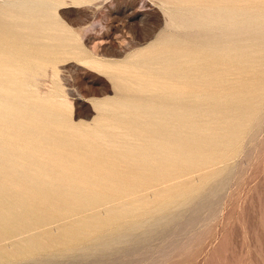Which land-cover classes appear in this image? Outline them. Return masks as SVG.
I'll use <instances>...</instances> for the list:
<instances>
[{
  "label": "rangeland",
  "instance_id": "1",
  "mask_svg": "<svg viewBox=\"0 0 264 264\" xmlns=\"http://www.w3.org/2000/svg\"><path fill=\"white\" fill-rule=\"evenodd\" d=\"M166 1H164V0H63V1L62 0H55L56 5L52 4L53 5L52 8L49 7L46 9V12H47V10H49V12H50V10L55 9V11L54 12L52 11L51 14H55V16L58 18V20L60 19L59 21L57 20L58 23H60V22L62 24L64 23L63 25L66 27V31H68L74 37L75 42L77 41L76 45L78 46V49L81 47L79 49L81 52L80 51L79 52L81 53L80 55H82V56L80 57V55H77L78 58H76L77 57L76 55L73 56V55H69V54L68 55L67 54H62V55L60 54L62 57L60 55L58 56L57 53H55L56 51H54V52L52 51L53 49L51 48V45L46 42L47 44L45 43L46 45L44 44V46L50 47L51 49H49V48L48 49L50 51H52L53 53H51L46 47L47 53L45 52L46 55H44V56H46L48 58V61H45L47 58L45 57V59L42 60L44 58L42 56L43 53L41 55L43 58H41V56L39 57V55L41 54V52H39V50L41 49L40 46L44 47L42 45L43 43L36 42L37 45L34 44V46L31 47V49L33 50V48H34L36 50V52H34V51L32 52V50L30 49V51L28 53L29 54L32 53L33 55H36V56L38 55V58L34 57L32 54H30V55L27 54V56H30V57H27V56L26 57L28 59H31V57L33 56V58L30 60L31 63L29 62L30 64H28V65L32 64L31 66H33V69L39 65H41V67L44 66V67H42V69H44L43 70L44 74L41 73L42 71H40L42 69L39 70L40 66L38 68L36 67L37 69H34V70H39L40 74L38 73L35 75L36 71L33 74L35 76H37L38 78H40L38 80L39 83H38V81H36L34 79L33 80L34 84L37 82V84H36L37 86L35 85V87H34V85H33L30 88V90L28 87H26V88L24 87L25 90L28 89V92L30 91V93L33 91L32 93H34L35 96L37 95V97H35L33 94L32 96H34V97L31 98V95H30V93L27 92V90H26V92H24L25 91L24 90L23 94L27 96V94H25V93H28V95H30V100L32 99L31 102H33L34 98H35V100H37V101L34 100L37 103L34 102V104L31 103V105L35 106L36 104H39V105L42 104V106L37 105L38 106L37 109L41 110V108L44 107L43 106V103H44L45 108H44V110L39 112V114H42L45 119L46 118L49 119L48 121L53 122L50 124H55L54 122H56V124L53 125V126H55V128H57L59 126L58 130H60V128H63V126H65V124H66L65 121H67V124H68L67 128L69 127L68 130H70L69 132L70 133L72 132V133L71 134L69 133V135H68L67 134L68 130L66 127H64V128H66L67 131L62 129L63 131L60 130L58 133V131L55 130V128H51L52 125L49 126L48 121L45 120L46 123L44 125H46L47 123H48V125L44 126L43 127L44 129H42V127H41L43 132L41 131V129H38V130H40L43 134L44 133L46 134V132H48L49 134L48 133L47 134L49 137L51 135V139L49 137H47V138L44 137L48 140V142H51V144H52V140L55 139L54 141H56L59 138V137H57L56 134H58V135L60 134L62 136V135H65V132H66L65 136H68V137L62 136L64 138L60 137L59 141L58 140L56 141L57 143L55 142V144H52L53 146L54 145L57 146L56 144H58V145L60 144L59 147L61 148V150L58 151L59 148L56 149L57 148L56 147L55 148L57 150L56 153H55L54 147L51 144H49L50 147L49 146L46 147V145H44V143L47 142L46 139H42L43 141L46 140V141H44V143L41 142L42 137L39 138L40 136L38 137V135H40L42 133L36 131L37 129H35L36 133H34V135H32V136L37 135L35 139H34V137H32L34 141H32L31 136L24 137L25 141H23V142L21 141V143L18 144L20 146L22 145V147L18 146L17 142H16L17 140H14L13 138H10V139H13L15 142L13 140H10V139L6 140V138H4V137H3L4 139L2 140L1 139L2 136L0 137V139L2 140V143L4 140H5L4 142H6V141L9 142V140L12 141V143H10V145L11 144L15 145L14 143H16L17 147L15 146L14 150L18 151V153L21 152L22 150H23L22 152L24 153V151H26V149L28 150V152L31 149L30 151L32 152V149H35L37 147L36 150H34L32 152V153H35L37 156H38V153H39L41 147L44 148L43 146H45V149H48L49 151H51L50 148L52 147L53 151L50 153H49V151L47 153V150L44 149V151H46V154L44 151H42L43 156L40 155L42 153L40 151L39 155L41 157H39V156L38 157L40 158L42 163L39 160V158H36L38 160L37 163L40 162V164H38L40 166H35V168H38L37 170H40L41 174H43V171H44V170L41 171L43 169L42 167H44V169H45V168H47L46 166H50V165L55 166L56 162L54 160H52V158H51V155H54V154H55V156H58V155L60 156V153H61L63 155H66L67 157L70 156V154H71V156L68 158L73 157L71 159H68L65 156V158H66L65 162L67 165H65V162L63 163V161H61V163L57 162L59 164V166L60 165L64 166V167L60 166V168L55 167L56 169L58 168L57 170L59 171V172L57 171V173H58L57 175H59V174L61 175V173H62L61 171H63L64 168H65L64 171L66 169H68L67 168L68 166H70L71 170L74 169V167L77 168V166L78 165L79 166L77 169H74L75 170V171H73L74 175L71 173V175H73L74 177L70 176V175L67 176L69 173L66 174L65 173L66 171L65 172L63 171L66 174V175H64L62 173L63 176H65V178L68 177L67 179L70 182L65 179L66 181L64 180L63 183L61 182L63 185L60 183L61 185L55 184L54 187L52 186V188H54V190L50 186V185H54L52 183L53 180L52 181L48 180V181H50L49 183H48V181H46L47 180L46 178H48V177L44 178V179H46L44 181L47 182L46 186H44L45 183L43 181H42V184L43 183L44 184L43 185L41 184L42 189L44 187H46V190H48L46 192L44 191V193H43V190L45 188L43 190H41V188L38 187L37 183H35V184H34V182L31 183L30 185H31L32 189L29 188L31 191L28 189L29 190L28 192L29 193L31 192L30 196H32V197H30V200L33 199V200H35V202L33 200L29 201L28 198H24L23 196H20L21 193L20 194L17 193V192H19V191H17V189L10 188L13 191H15V193L18 196L14 192H12V190H10V189L8 190L9 185L5 187V186H2L0 184V187L6 188V190L4 188L5 192H7L6 194H8L9 191H11L10 192L11 195H13V197H15V199H14L9 194L8 195L11 197L4 195L5 194V193H3L4 190H2L3 191L2 192L1 188H0V193L1 194L3 193L2 194L3 197H1V194H0V212L5 209V212L2 211L0 213V214L3 213L2 215H0V218H1V220H0V264H264V104L263 105L260 104V105H258L259 107L257 106L258 108L257 107L255 108V111H256L255 115L252 117H249L250 119H248L246 117H245L246 118L245 119L244 116H242V117L239 116V118H243L242 120L245 119L244 122L242 120H240L242 123L238 120V118L236 119L238 121V123L235 121L236 122L235 125L238 124L237 126L240 127L241 130L244 132H241L239 130V128L236 126L238 131H236L237 129H235L234 132H237L236 136L240 134L239 135L240 137L237 136V138H238V139L236 138L237 141L234 140V142L232 141L231 143L228 141L229 145H228V143L223 144V142H227V140H226V139H228L227 136H229L231 134V133L230 134H228V133L231 132L230 130L233 129V128L231 129L230 127H233V126L228 125V127H225V126H227V123L223 122L226 125H224V124L221 125L223 119L220 120V126L217 125V128L218 127L219 128H218V130L216 128V131L220 135L223 131L222 134L225 135L227 133V136L225 137L226 139L223 138L225 140L222 139V141L219 143V145L216 148V150L218 149V151L215 150V154L211 158H210V155L203 154L204 156L202 155V157H206V158H200V157L197 158L199 160L198 161L199 164H198L197 161H195V159H192V157L185 155V154L175 153V157H174V155L173 156L170 155V165H171V162L173 163L175 161L173 163V166L176 167L175 168L173 166H170V168H173V171H172V169H170L171 173H170V177L168 178V179H170L169 180L170 185L168 184L166 186V184H162L160 182H153L154 185L156 183L155 186H157V183L160 184V185L158 184V186L155 187V186H153V183L151 185V181L148 179V182L150 181L149 184L152 187L151 189H150V186H148L149 184H147V182H145V180H142V182L144 181L145 183H141V181H140L141 176H137L138 174L140 175L142 172H143L142 173L143 175L142 174L141 175L143 178H146L145 175L149 176L147 174V171H148L147 167L144 166L142 168V166H139V165L135 166L136 164L134 165L135 159H138L140 157L139 154L144 153V150L142 149V148H144V146H143L144 143H142V140L139 138L138 139L136 138V141L138 140V142H139V144L137 143L138 145L136 143H134L135 140H134V142H132L133 140H131V142L134 143V144H131L132 148H133V145L134 146L137 145L138 148L135 147L134 149H132V148H130V144H129V147L127 149L126 148L127 146H125V145H128L127 143H129L130 141H128V139H126L122 136V135H124L125 132L120 131L121 133L118 132L119 133L118 135L115 133L117 135L116 136V135H114V133H112L111 130L105 129V130L101 131L103 129L101 127V125L103 126V124H101L100 122H98V123H100L99 125H100L101 129L97 125L98 124L97 121H99L102 117H103V119H101L102 121L101 120L100 121L104 122L103 121V120H105L104 116H106V117L108 116V118H109V114L111 116V114L114 112L113 110L115 109V106L118 104L117 101L121 102V99L124 97L121 98L120 94L119 93H118L119 95L117 94L118 91L114 85V83L116 82V81H114L115 76H113L115 72H112L113 74L110 76V75H108L109 73L106 74L107 70H106V72L102 70L103 71L102 72L100 70L102 68H100L99 66L98 67L100 69H98V67L95 64H94V67L96 66V68L91 66V65H93L91 62L95 61V63H96L99 61H101V62L102 61H106V62L108 61L109 63L110 62L112 63L114 61L113 63H115V62L118 63L120 61L119 63L121 64V61H123L122 63H124L125 65L124 64H121V65L122 66L124 65L126 69H124V67H123L122 71L124 70L126 72L122 73V74L120 73V75H123L125 77L127 75L128 77H126V79H128L130 81L131 80L130 78L135 79V77L133 78V76H132L133 72L135 70L134 69L135 65H133L131 58L134 57V55H135L134 53H136V50H139L140 48L143 49L146 47L145 48V51H146L147 49H150L148 47L153 46V44H155V46H156V44L159 45L160 41L165 36H168L170 34L172 35L171 37H174L175 35L177 37L179 35L177 37L178 39H180L182 37L181 39L185 38L186 40H190V39H188V37H185L183 35V31H184L183 29L181 30V29L177 28V26L180 24L178 22L177 18H175L176 17L175 13H177V10L174 8H171L169 5H167ZM254 1H256V0H254ZM3 3H5V1L0 0V5L2 4L1 6H4ZM173 20L175 22L177 21V23H178L176 25L174 24L177 29L174 28L175 26L173 25V23H172V25L170 24L171 22H174ZM62 24H61V27H62ZM62 29H65V28H62ZM164 39H166V37ZM185 39H183V40L185 41ZM165 41L162 40L163 43ZM39 44H41V45H39ZM52 46H53V44H52ZM77 46H75V47H77ZM17 47L19 48V46H17ZM17 47H16V49L18 50ZM37 47H39L40 49H38ZM141 49H140V51L144 50V49L143 50H141ZM191 49L192 48L190 47V51H191ZM199 49L200 48L192 49L193 50L192 52H194L195 50L197 51ZM83 50H85V51H83ZM134 50H135V52H134ZM48 51H49V53H48ZM199 51H201V53H202V50H199ZM204 51H206V50H204ZM82 52L87 56H85ZM137 52H139V51H137ZM206 52L203 54H206ZM197 53L198 52H196V54ZM218 53L219 52L216 51V55L219 56ZM47 54H49V55L47 56ZM203 54L196 55V56H198V57L200 56L201 62H200V59L197 58V59H199L198 63L200 62V64H202L204 66V64L208 63V62L203 61L204 59H206L204 56H208L209 52L204 56H203ZM194 55H195V53H194ZM86 57L88 60L86 59ZM220 57H222V58L219 59L217 57L218 60L216 59V57L214 58L217 66L212 67L211 64L208 63L207 65L204 66V68L205 67L207 68L210 65L209 66L210 69L207 68V70L210 72L212 71L214 73V70H215V72H217L216 70H221L220 72H218L220 75L221 74L222 75L223 74H229L227 71L228 69H226L227 66L224 64L225 58H223V55H221V54H220ZM39 58L41 61H45L46 64L44 62H41L40 60H39L40 61L39 62L37 60ZM89 58L92 59L93 61L91 60L89 62ZM35 59H36V61H38V65H36L37 62L35 61ZM54 59H56V60H54ZM81 59H82V61H81ZM197 59L195 57V60H197ZM49 60H52V61H49ZM125 60H127V61L125 62ZM220 61H222L221 64H219ZM87 62H89L90 64ZM106 62H103V63H106ZM42 63H44L45 65L44 64L42 65ZM126 63L129 64L128 71H127L128 64H126ZM153 64H155V63H153ZM222 64L225 66H223ZM16 65H19V64H16ZM131 65H132L133 69L130 68ZM136 65H137V63H136ZM219 65H221L223 67H221ZM24 66H27L26 63ZM216 67L219 69H217ZM233 67H235L237 70L234 69ZM233 67L232 68L235 71V73H234V71L231 72L232 76H231V74H230V76L229 75L223 76L224 77V86H226V85L229 86V87H225V93L223 96L226 98V100L229 99V97H231L232 95L235 97L236 94H238L239 92H240L239 93L240 95H242V94L246 95L247 93H249L247 91H249L251 89H252L251 91L253 93L250 92L251 93L250 96H252V97L255 96L254 98H257L259 95L262 94L261 93L262 91L261 92L259 91L260 90L259 87L255 88V86L261 87L262 83L264 84V79H263L264 74L262 75V72L256 73V72H254V70L253 71L248 70V73H246L247 70L244 67H242V70L244 72H241L242 70H241V66H239V64H237V65L233 64ZM29 68H30V66H28L25 69H23V67H22L21 70H28ZM232 68H231V71H232ZM33 69L28 70V72L30 71L29 73L32 74L31 72L34 71ZM224 69H226V70H224ZM129 70L130 71L132 70L133 72L132 71L130 72ZM238 70H239V72L237 73L236 71H238ZM149 71H151V70H149ZM226 71H227V73H226ZM108 72H110V71H108ZM129 72L132 73V75ZM250 72H251V74H250ZM211 73H209V74H211ZM236 73L239 76H237ZM117 74L118 73H116V75ZM258 74H260L261 76ZM120 75L118 77L121 78L122 76H120ZM186 75H187V73L185 75H183V77H186V79H187L188 75L187 76ZM191 76H192V74H190L189 78H191ZM235 76L237 78H235ZM262 76H263V78H261ZM112 77H114L113 78L114 80L111 79ZM253 77H255V78H253ZM257 77H259L261 80L263 79V81H261L260 79H257ZM229 78L230 79L233 78L231 80V82H229L230 81ZM250 79H252L253 81ZM227 80H229V81H227ZM210 81H208L207 90L210 89L211 91L210 90L203 91V94H205V95L201 94L202 97L203 96L205 97L204 99L206 101L208 99H210V98H208V99L206 98L208 95H209V97H216V96H222L223 95L222 91H220V92H222L221 93L222 95H219L220 93H214L213 92V90L211 88L214 89L217 86H219V84L214 83L212 81L210 82ZM243 81H244L245 85H242ZM248 81L249 82L255 81L256 85L252 86V85H254V83L253 84L250 83L251 85H249ZM258 82H259V85H258ZM191 83H189V81L185 82L184 86H186V84H187L186 88H188V89H186V91H184V92H188V91L190 92L191 86L194 88L196 87L195 89L199 88V86H196L197 84H195V86H193L194 83H192V84ZM226 83H228V84H226ZM238 83L241 84L242 89L244 87V92L246 90V93H244L240 90V87H239L240 85ZM189 84L191 85L190 90H189ZM231 84L234 87L230 86ZM246 84L253 87V88L248 87ZM237 85H239V86H237ZM246 86L249 88V90L245 89ZM59 87H61V88H59ZM235 87H237V88H235ZM11 88H14V87L11 86ZM32 88L33 89L36 88L35 89L36 92ZM58 88H59V90H58ZM194 88H192L193 92L192 91L190 93L188 92L191 96L188 95V93L182 94L183 91L181 93L182 95H179L180 96L179 98H181V96L185 97V94L187 95L185 98L184 97L181 98V101H180L181 103L183 102L186 105H183V103H182V105H180L181 104L179 102L180 99L177 101V104L179 103L178 108L179 107L182 108V106H183V108H182L183 110L179 108L180 115L178 112V114H177L178 116H175L176 115L175 113L178 111L177 107L175 109L172 108L173 112L170 111L173 115L175 114L174 116H172L170 113V116H172V119L170 117V121H171L170 122V133H173L175 130L186 128L184 130L182 129V131L184 132L187 130L188 132H190L189 134H191L193 136L195 135L196 138L198 139L197 136L198 135L201 136L200 131L202 133H204V131H205V133H206V131L210 132V130L213 126V125L211 127L207 126V128H206V125L212 124L210 119H213V118L207 117L208 113L204 114L202 111H200V114H199V110H200L199 108H201L200 105L203 104L202 107H203L204 112H206L207 109L209 110V106H208V108L206 107L207 105L212 104L211 107H213V108H214L213 105H215V108H217V109H214V110H217V113H220L218 110L224 109L222 107L225 106V104H227V102L225 101V99H221L219 101V105L222 104L223 100H224V102H226L225 104L223 102V104L221 106H216V104L218 102L217 101L216 102L211 101L213 99L209 100L208 102H206L203 99L204 100V102H203V100H201L199 92H197L198 90H194ZM257 88H259V90ZM230 89L233 92L232 91L230 92ZM255 89H257V90H255ZM14 90H16V89L14 88ZM62 90L64 91V93ZM209 91L214 93V95L215 94L216 95L210 96L212 94L211 93L209 94ZM257 91H259L260 93ZM204 92H206V93H204ZM193 93L194 94L196 93V95H197L196 98L194 97ZM200 93H202V92L200 91ZM60 94H61V96H60ZM64 94L66 96H64ZM192 95H193V97H192ZM256 95H258V96L256 97ZM55 97H56V99H55ZM188 98H190V99L188 100ZM40 100H43V102L41 101L42 102L41 104L39 102ZM48 100L50 101V103ZM108 101H110V102H108ZM124 101H125V99L123 100V102ZM46 102H47V104H46ZM67 102L68 103L71 102L69 104V106H66ZM97 102L100 103V105L104 104V102H105V104L107 103V105L109 103H112V104H110V106H113V104L115 102L116 103L114 104L115 106L111 107V108H110V106L107 107L105 104H104L105 106L102 105L101 108H103V106H104V108H107L106 111L105 110L102 111L101 109L98 110L99 106L97 105L98 104ZM125 102H127V101H125ZM134 102H136V103L134 104ZM134 102L128 101L126 104L132 105V106L134 104V106H135L137 104V101H134ZM138 103H140V104H137L136 106L141 105L140 109L147 108L150 110V108H152V109H154V111L160 110V108H158L154 105H147L146 103H144V101H142V104L140 101H138ZM48 104H50L52 107ZM56 104H58V105H56ZM29 105H30V103H29ZM54 105H55L54 108L57 110L53 109ZM204 105H206L205 110H204ZM191 106H193V107H191ZM39 107H41V108H39ZM186 107L188 110L184 109ZM48 108H49V112L51 110L53 111V112H50L52 117L50 114H47V113L45 115V112L46 111L48 112ZM64 108H66V109H64ZM68 108L70 109V111ZM110 109H113V110H111V112H109ZM58 110H60L61 112L63 111L62 113L61 112L59 113L60 116L58 114V112H59ZM174 110H176V112H174ZM185 110L187 111V113H184ZM201 110H202V108H201ZM43 111H45V112L42 113ZM107 112H108V114H107ZM221 112H222V110H221ZM56 113H57V115H56ZM201 113L206 115L207 118L206 117H205L206 119L203 118L204 115L202 116ZM256 113L258 116L256 115ZM62 114H67V115L64 116ZM184 114H186L187 117L185 115V118L182 120V117H184ZM189 114H190V116L188 117ZM191 114H192V116H191ZM42 115H40L39 117H41ZM55 115H56V117H55ZM48 116H49V118H48ZM70 116H71V118H70ZM100 116H102V117H100ZM44 118H41V119L43 120ZM50 118H52V119H50ZM61 118H64V119L66 118V119L64 120ZM111 118L112 117H110L109 119L111 120ZM187 119H189V120H187ZM201 119H203V120H201ZM53 120H55V121H53ZM140 120H142V118H140ZM43 121L42 122L39 121L42 124V126L44 123ZM60 121H62V122L64 121L63 125L57 124ZM70 121H72V122H70ZM105 121H108V120H105ZM198 121H200L199 123L202 126H204V124L206 122H208V123L210 122V123L205 124L204 128H206V129L204 130V128L202 126H199L200 124L198 123ZM62 122H60V123H62ZM195 122H197L199 124V125L197 124V127H196ZM212 122H213V120H212ZM239 122L241 123V125L239 124ZM139 123H142V121H140ZM175 123H177V124H175ZM179 123H180V125L178 128L177 126ZM181 123H183V124H181ZM174 124L176 125V127ZM69 125H71V127ZM235 125H234V127H235ZM243 125L245 127H243ZM96 126H98V128ZM140 127L143 128V126H140ZM201 127L203 128V130L201 129ZM47 128H48V130H47ZM70 128H72V129H70ZM76 128H77V130H76ZM86 128H87V130H86ZM95 128L97 130L99 129L102 133L104 132V134L106 136L107 135L110 136L107 139L109 141L108 143H110V142L115 143L116 141L117 142L119 141L120 142L119 147H121V148H119V147L114 148L115 146L112 148L111 145H109L105 142H101L100 140H97L98 139L97 137H96L97 139L93 140L94 136H95L94 134H96L94 132H97V130H95ZM187 128H189L190 130ZM195 128H196V132H195ZM197 128L200 130H198ZM220 128L221 129L223 128V129L221 130ZM244 128L246 131L244 130ZM83 129H85V130L83 131ZM191 129H192V131H191ZM51 130L52 131L54 130V132L52 134H51ZM73 130L74 131L76 130V133L77 132L78 133L76 134ZM91 130H95V131L91 132ZM145 130L146 129L143 128L139 131L145 132ZM197 130L199 131L198 135H197ZM44 131H46V132H44ZM81 131H83L88 138L84 139L86 136L84 135L83 132L81 133ZM87 131H89V132H87ZM179 131H175V132H177L176 135H178ZM187 131L185 133H187ZM224 131L226 133H224ZM55 132H56V134H55ZM122 132H123V134H122ZM183 132L180 131V134L181 135L185 134ZM194 132H195V134H194ZM87 133H89V135H87ZM91 133H93V134L91 135ZM53 134H54V136H52ZM120 134H121V136H120ZM78 135H82V137L78 136ZM90 135H91V137H89ZM224 135L219 136V137L222 138V137H224ZM37 137L39 138V141L41 140L40 142L37 141L38 140ZM71 137H73V138L70 139ZM115 137H117V139ZM135 137H138V135H136ZM25 138H27L29 141H27V139H25ZM30 138H31L32 142H30ZM61 138L63 140L65 139L64 143L61 142ZM67 138H68V141H67ZM110 138H111V140H110ZM144 138L150 139L148 137V135H145ZM90 139H91V141H93V143L91 141H87ZM20 140H22V138ZM76 140H78V142H82V141L83 142L81 144H79ZM84 140H85V142H84ZM107 140H106V142H107ZM240 140H241V142H240ZM36 141L40 144L39 145H38V143L36 144L35 143ZM71 141H73V144L75 141L78 144V145L74 144V145H76V146H73L74 149L71 145L72 144ZM86 141L88 142V144ZM97 141H98V143H97ZM144 141H147V140L144 139ZM19 142L20 141L18 140V143ZM58 142H60V143H58ZM233 143H235V144L233 145ZM63 144H65V146H64L65 149L64 148L62 149L63 146H61V145H63ZM121 144H122V146H121ZM123 144H125V145H123ZM140 144H141V146H139ZM0 145L3 146V144H1V143H0ZM13 145H11V146L13 147ZM23 145H25L24 147L26 149L23 148ZM220 145H222V146H220ZM32 146H34V147L36 146V147L33 148ZM77 146H78V148H76ZM89 146L93 147V148L95 147L94 148L95 150L93 148H89V150H90L89 151L88 150ZM102 146L105 148H101ZM225 146L227 147L228 152L226 151ZM228 146H229V148H228ZM231 146H233V147H231ZM96 147H98V148L96 149ZM99 147L101 148V150ZM220 147L223 149H221ZM66 148H68V150ZM107 148H109V150ZM124 148H126L127 150H125ZM110 149H112L113 151H111ZM123 149H124V154H123ZM131 149L133 151H131ZM141 149H142V151H141ZM41 150H43V149H41ZM114 150H116V151H114ZM76 151L78 152V155L76 154L77 153ZM99 151H100V155L97 154ZM106 151H107V153H105ZM118 151H120V152L118 153ZM92 152H94V153H92ZM109 152H110L111 156H110ZM128 152L129 153L131 152L132 154L130 153L129 155H127ZM73 153H75L76 155ZM88 153H90V154L88 155ZM219 153H221V154L219 155ZM26 154H28L27 151L25 152L24 155L26 156ZM47 154H48V156H47ZM72 154L75 156H78V158H76ZM86 154H87V156H85ZM107 154H108V156H110V158L106 157ZM122 154L124 155L125 159H121ZM135 154L136 155L138 154V155L136 156ZM63 155L59 158L62 159ZM100 156H101V158H100ZM102 156L103 157L105 156L103 161H102V158H103ZM117 156H118L117 161L119 160L120 163H122L125 168H126V166H128L126 169L123 167V165L119 164V162L112 165L113 162L114 163L116 162V159H114V158H117ZM130 156L133 159L131 158V160L129 161ZM86 157L87 158L89 157L88 158L89 161H86V160H88V159H85ZM95 157H98V159H96ZM119 157H121V158H119ZM188 157H190V158H188ZM213 157L217 158V159L220 157V160L216 159L217 160L216 161ZM91 158H92V160H91ZM105 158H106L107 163L104 162ZM176 158H177V161H176ZM179 158H180V160H179ZM93 159H96L97 161L93 160ZM183 159H184V164L182 161ZM202 159H204V162L200 163V162H202ZM208 159L210 161L212 160L211 161L212 163H210V161H208ZM46 160L49 161L50 163H52V162L53 163L55 162V163L50 164ZM110 160H112V161H110ZM187 160L189 163H187ZM213 160H215V161L213 162ZM93 161H96V162L93 163ZM125 161H127V163ZM46 162L49 165L46 164V166H45L44 164ZM84 162H85V164H84ZM100 162L102 164L106 163L107 166L108 165L110 166V168L106 166L107 170H105L106 168L100 169V170L104 169L105 172L107 171V173H109L108 169L110 172H111V170H113L111 174H113L114 170H115V172H116L115 176L117 175V177H118L119 176L118 174L122 171L120 175H124L123 180L120 181L122 179V177L120 176L121 178L119 177L120 179H118V182H119L118 183L116 180V177L113 174V177L116 180V182H115L114 180H112L114 178H109V177L105 176L108 174L103 172L104 170H102L103 175L105 174L104 179H103L104 182H103V180H101L102 178H100L101 175L99 176L100 179L98 177L95 178L94 177L95 174H99V172H100V174H102L101 171H99V172L94 171L95 168H96V170H99L98 167L102 166V164H100ZM108 162H111V163L109 164ZM185 162H186V165L188 164L187 166L185 165ZM81 163H82V165H80ZM178 163L181 167L178 166ZM17 164H18L17 162L12 161L11 165L10 164L9 165L11 167H13V165L16 166ZM42 164H43V166H42ZM58 164H56V166ZM97 164L99 166H96ZM104 164H103V167H104ZM117 164H119L121 167H119ZM175 164H177V165H175ZM33 165H34V163H33ZM90 165H92V166H90ZM199 165H201V166H199ZM10 166L8 167V169L10 168ZM82 166H84V167H82ZM111 166H114L115 168H113ZM177 166H178V168H177ZM39 167L42 169H40ZM79 167L83 170H86L85 171L86 173L82 170H81L82 173L81 172L79 173V171H80ZM88 167H90V168H88ZM93 167H94V169H93ZM129 167L132 169H130ZM140 167L142 168V170L140 169ZM181 168H183V169H181ZM78 169H79V171H77ZM133 169H134V171H133ZM174 169H176V170L180 169L183 171L178 170V173H177V171ZM46 170L47 169H45V172H46ZM123 170H125V171H123ZM126 170H128V171H126ZM145 171H146V173H144ZM75 172H76L77 176L75 175ZM90 172H93V173L91 174ZM174 173H175V175H173ZM79 174H82V178H83V176H84V178L87 177L86 178L87 180L85 181L84 178H83L84 180H81V175H79ZM130 175H132L133 177ZM171 175H172V177H171ZM95 176H98V175H95ZM71 177H73V178H71ZM18 178H20V177H18ZM18 178H16L17 180L15 181V183H16V185L21 186V184H19V182H21V178L20 179H18ZM136 178L139 179V183L138 182L135 183V180L138 181ZM143 178H141V179H143ZM50 179H52V178H50ZM71 179L72 180L75 179V181L73 180L74 181L73 182V181H71ZM78 179H79V181H78ZM97 179L100 182H98ZM105 179H107L106 184L108 183L110 188H111V186L113 188V184H111V183H113L112 181H114L115 182L114 184H116V186L114 185V187H116L115 188L116 190L113 189V192H112V188L111 189L108 188V185L105 184V181H106ZM88 180H92V182H90ZM126 180H128V181L126 182ZM23 181H25V180L22 179V184L24 185L25 183ZM101 181H102V183H101ZM123 182H126L127 185H129V186H126V183L123 184ZM98 183H99V185L96 187V185ZM120 183H122V185ZM65 184H68V186ZM72 184H74V186H72ZM91 184H93V185H91ZM103 184H105V185H103ZM117 184H120L121 186L125 185L126 187L125 186H123V187H125L126 190H121L123 187H121L120 185H117ZM133 184H135V186H136L135 188H134ZM140 184H142L143 186L147 185L148 189L147 188H141L142 185L140 186ZM30 185H28L27 187H30ZM34 185L37 186L38 188H40V190L39 189L36 190L37 187H34ZM47 185H49V186H47ZM57 185H59L60 188ZM82 185H86V186H82ZM131 185L133 188L131 187ZM56 186H57V188H56ZM75 186H77V187H75ZM119 186L121 188L118 189L117 187H119ZM33 187L35 188L37 193ZM68 187H69V189H68ZM78 187H80V189ZM92 187H94V188H92ZM127 187H129L130 189L132 188L131 189L132 191L128 190L129 188H127ZM137 187L138 188L140 187L141 189L139 188L137 191ZM153 187L156 189L154 190ZM61 188H63V190ZM72 188H73V190H72ZM88 188H90V190ZM95 188H96V190H98L97 192H95V190H94ZM102 188H103V190H100ZM87 189L90 191L89 193H88ZM70 190H72L73 192ZM120 190L123 192H120ZM181 190L182 191L185 190V192H182ZM92 191H94L96 194L91 193ZM114 191H116V193H114ZM126 191L129 194L130 193H135V194H131V196H128L129 194H127ZM134 191H136V192H134ZM166 191L169 193H167ZM178 191H180V194ZM57 192H58V194H57ZM80 192H81V194H80ZM106 192L111 193L112 195L110 196V194H109L108 196H106L107 195ZM38 193H40V194H38ZM42 193L43 194L48 193V195H43ZM86 193H87V195L88 194L91 195V197L87 196ZM119 193H121L124 196H121ZM162 193H163V195H162ZM60 194L62 197L60 196ZM77 194H79V197ZM101 194H104L105 196L102 197ZM114 194L116 195V197ZM177 194H178V197H176ZM34 195H35V197H33ZM52 195H53V197H51ZM5 196H7V197H5ZM47 196H49V197H47ZM69 196H71L72 198ZM86 196H87V198H91V200L90 199L85 200ZM165 196H166V198H165ZM170 196H172V197H170ZM98 197H100V198H98ZM101 197L104 200L101 199ZM108 197H111V198H108ZM112 197H114V198H112ZM77 198H78V200H77ZM169 198H170V200L168 201ZM171 198H172V200H171ZM19 199H21L23 202L20 203L21 200H19ZM69 199H71V200L69 201ZM72 199H73V201H72ZM100 199L103 201L100 202ZM106 199H109V200H106ZM174 199L176 201H178V200L179 201L175 202ZM24 200L27 203H29L28 205L26 204V206H28V207L25 206L26 202ZM164 200H165V202H163ZM173 200H174V202L172 204ZM54 201H55V203H54ZM65 201H66V203H65ZM14 202H16V203H14ZM39 202L41 205L39 204ZM48 202H50V203H48ZM72 202H74V203H72ZM76 202L79 204H77ZM90 202H93V203L89 204ZM34 203H38V204L35 205ZM9 204H11V205H9ZM22 204H24L23 208L21 207ZM80 204H81V206H80ZM82 204H84V205H82ZM168 204H170V206ZM19 205H20V207H19ZM39 205H40V207H39ZM54 205H55V207H54ZM6 206H8V207H6ZM13 207L18 208V209L21 208V209H19V211H17L18 209L13 210L14 209ZM6 208H8V209L11 208V211H10V209L7 210ZM27 208H28V210H27L28 212L25 211ZM40 208H41V210H40L41 212L42 211H45V212H42V214H41V212L39 211ZM70 208H72V209H70ZM23 209H25V210L23 212H21ZM33 209L36 213L33 211ZM13 211L15 212V215H14ZM29 211H30V213L32 212L33 214L31 213L29 215ZM53 211H55L54 212V213H56L55 215H53L54 214ZM125 211L127 213H125ZM24 212H25V214H23V216H22V213H24ZM121 212H122V214H125V215H122ZM5 214L7 217H4ZM8 214H9V216H8ZM11 214H12V216H10ZM16 214H18V215H16ZM117 215H120V216H117ZM163 215H165V216H163ZM19 216H20V218H18ZM27 217H28V220H27ZM32 218L33 219L35 218L34 221L32 220ZM5 219H7L8 221L10 219L11 223L9 221V224H8L7 222H5L6 221ZM29 219H30V221H29ZM2 220H4L3 221L4 223L1 222ZM160 220H161L162 224H163V221L165 220L164 221L165 224L160 226V224H161ZM191 220H193V221H191ZM26 221H27V224H26ZM152 224H154V225L152 226ZM28 225L30 227H28ZM135 226H136V228H135ZM2 227H5V228H2ZM15 227L17 228V230ZM153 227H154V229H152ZM161 227H162V229H161ZM168 227H170V228L168 229ZM20 228H22V229H20ZM82 228H84V229L87 228V229L83 230ZM158 229H159V232L158 231L156 232L155 230H158ZM1 230H2V233H1ZM147 233H148V235H147ZM149 235H150V238H149ZM133 236L135 238H133ZM131 238H133V239L137 238V239L134 241V240H131ZM138 238H139V240H138ZM146 238H149V239H146ZM110 239H111V241H113L112 239H114L115 241H113V244L105 247L104 244L111 242ZM140 240L141 241L143 240L144 242L143 241L141 242ZM122 242H124V243H122ZM128 242H129V244H128ZM141 245H142V247H140ZM104 250H106V251H104ZM116 251H117V253H115ZM118 252H120V253H118Z\"/></svg>",
  "mask_w": 264,
  "mask_h": 264
},
{
  "label": "bare ground",
  "instance_id": "2",
  "mask_svg": "<svg viewBox=\"0 0 264 264\" xmlns=\"http://www.w3.org/2000/svg\"><path fill=\"white\" fill-rule=\"evenodd\" d=\"M5 1V3H3L4 4V6H1L0 5V137H1V139L3 140L4 138H6V140H8V139H10V138H13L14 140H17L16 142H17V145L18 144H20L21 143V141L23 142V141H25L24 140V137H29V136H31V138L32 137H34V139L36 138V136H32V135H34V133H36V131H38V132H40V133H42L43 131H42V129H44L43 127L44 126H46V125H48V123H49V126L50 125H52V127L51 128H55V126H53V125H55L56 124V122H54L55 124H50V123H53V122H50V121H48L49 119H45L44 117H43V115L42 114H39V112H41L42 110H44V108H45V105H44V103H43V106L44 107H39V108H41V110L40 109H37L38 108V106L37 105H39V104H36L35 106H33V105H31V103H33L34 104V102L35 101H37V100H35V98L33 99V102H31V100H30V95H31V98L32 97H34L35 96V94L34 93H30V91L28 92V89H26L27 90V92L28 93H30V95H28V93H25V94H27V96L26 95H24L23 94V91L25 90V88L26 87H28L29 88V90H30V88L34 85V87H35V85L37 84V82L34 84V79L36 80V81H38L40 78H38L37 76H35L36 74H38L39 73V70L40 69H42V67H44V66H42L41 67V65H39V66H36L37 68L39 67V70H34V69H37L36 67L33 69V66H31V65H28V64H30L31 63V59L33 58V56L34 57H36V58H38V55L36 56V55H33L32 53H30V54H32L31 56V59H28L27 57H30V56H27V54H29L28 52L30 51V49H31V47H33L34 46V44H36V42H41V43H43L42 45L44 46V44L47 42V43H49L50 45H51V48L53 49L52 51L54 52V51H56L55 53H57V55L59 56L60 54L62 55V54H69V55H80L81 53V51L78 49V46L76 45V42H75V39H74V37L68 32V31H66V27L62 24V27H61V24L60 23H58V21L60 20H58V18L55 16V14H51L52 13V11L54 12L55 11V9L54 10H50V12H49V10H47V12H46V9L47 8H49V7H51L52 8V4H55L56 2H55V0H4ZM63 1V0H62ZM164 1H166V0H164ZM166 4L167 5H169L171 8H174V9H176L177 10V13H175L176 14V17L175 18H177V20H178V22L181 24H179L178 26H177V28L178 29H183L184 31H183V35L185 36V37H188V39H190V40H186L185 38H183V39H185V41L183 40V39H178L177 37L179 36H177L176 37V35L174 36V37H171L172 35L170 34V35H168V36H165L166 37V39H162V40H166L164 43L162 42V40L160 41V43H159V45H157L156 44V46H155V44H153V46H151V47H148V48H150V49H147L146 51H145V48H143V49H141V50H143V51H140V49L139 50H136V53H134L135 55H134V57L133 58H131L132 60V63H133V65H135V70H134V72H133V75H132V73H130L132 76H133V78L135 77V79H132V78H130L131 80L129 81L128 79H126V77H128L127 75H126V77L125 76H123V75H120V73L122 74V73H125L126 71H122V68L124 67V69H126L125 68V64L124 63H122L123 61H121V64H124L123 66L118 62H115V63H109L108 61V63L106 62V61H99V62H96L95 63V61H93L92 59H90L89 58V62L92 60L93 62H91L93 65H91V66H93L94 67V64L98 67H100V68H102V69H100L99 67H98V69H100L101 71L103 70V71H105L106 72V70H107V72H106V74L107 73H109L108 75H112L113 73L112 72H115L114 73V75L113 76H115V80L113 79L114 77H112L111 79H113L114 81H116L115 83H114V85H115V88L117 89V94L119 93L120 94V96H121V98L122 97H124V98H122L121 99V102H119V101H117V105L115 106L114 104L116 103H114L113 104V106H110V104H112V103H109L108 105H107V103L105 104V102H104V104L108 107V106H110V108L111 107H114L115 106V109L113 110V109H110L109 110V112H111V110H113L114 112L111 114V116H110V114H109V118L110 117H112L111 118V120L108 118V116L106 117V116H104L105 117V120H108V121H105V120H103L104 122H101L102 120L101 119H103V117L102 116H100V117H102L99 121H97V123L98 122H100L101 124H103V126L101 125V127L103 128L101 131H103V130H105V129H107V130H111L112 131V133H114V135H118L119 133H121L120 131H123V132H125L124 133V135H122L124 138H126V139H128V141H130L129 143H127L128 145H125V144H123V145H125V146H127L126 148L128 149V147H129V144H130V148H132V146H131V144H134V143H138L139 144V142H138V140L136 141V138L138 139H141L142 140V143H144V148H142L143 150H144V153L143 154H139V158L138 159H135V162H134V165L135 166H137V165H139V166H142V168L145 166V167H147V169H148V171H147V174L149 175V176H147V175H145L146 176V178H143L142 177V175L140 174H138L137 172V176H141V178H143V179H141L140 178V181H141V183H145V182H147V184H149V182L151 181V185H152V183L153 182H160V183H162V184H166V186L169 184L170 185V183H169V180L170 179H168L169 177H170V169H172V171H173V168H170V166H173V163L175 162H171V165H170V155H174V157H175V153H181V154H185V155H188V156H190V157H192V159H195V161H197V163H198V159L197 158H206V157H202V155L203 154H207V155H210V158L215 154V150H216V148H217V146L219 145V143L222 141V139L223 138H225L226 136H227V133L224 131V133H226L225 135L224 134H222L223 133V131H222V133H221V135L220 134H218V132L216 131V128H217V125L218 126H220V120H222V124L221 125H226L225 123H223V122H226L227 123V126H225V127H228V125H231V126H233V127H230L232 130H230L231 132H229L228 134H230L229 136H227L228 137V139H226L227 140V142H223V144L224 143H228V141L231 143L232 141L234 142V140H236L237 141V136H239V135H237L236 136V134H237V132H234L235 131V129H237L236 128V126L238 125V124H236L235 125V123L237 122L238 123V121L236 120L237 118H238V120L240 121V120H242L243 118H239V116L240 117H242V116H244V118L246 117V118H248V119H250L249 117H252V116H254L255 115V108L258 106V105H263L264 104V84L262 83V86L260 87V86H255L256 85V83H255V81L254 82H252L253 80L252 79H250V80H252L251 82H249V85H251L250 83H254V85H252V86H255V88L256 87H259L260 88V90H259V88H257L262 94L261 95H256V97L257 98H254V97H252V96H250V94L251 93H253L251 90V88H253V87H251V86H249V85H247L248 87H251L250 89L251 90H249V88L246 86V88L245 89H248L249 91H247V92H249V93H247L246 95H243L242 93V95H240L239 93L238 94H236V96L234 97L233 95L231 96V97H229V99H227L226 100V98L225 97H223L224 96V93H225V87H229L228 85H226V84H228V83H226L225 85L226 86H224V77L223 76H227V75H229L230 76V74H231V72H233L234 70H233V68L234 69H236L235 67H233V64H239V66H241V70H242V67H244V68H246V70H247V72L246 73H248V70L250 71V70H254V72H262V75L264 74L263 72H264V0H256V1H254V0H167L166 1ZM56 5V4H55ZM59 5V4H58ZM50 8V9H51ZM168 9V8H167ZM173 9V10H174ZM175 10V11H176ZM56 13V12H55ZM172 19V18H171ZM174 19V18H173ZM58 20V21H57ZM174 21V20H173ZM172 23H173V25L175 24H178L177 23V21L175 22H171L170 24L172 25ZM174 25V26H175ZM64 26V27H63ZM173 26V27H174ZM62 28H65V29H62ZM175 29H177L176 28V26L174 27ZM72 32V31H71ZM179 32V31H178ZM180 33V32H179ZM74 35V34H73ZM162 38V37H161ZM158 42V41H157ZM46 43V44H47ZM162 43V44H161ZM45 44V45H46ZM48 44V45H49ZM52 44H53V46H52ZM171 44V45H170ZM37 45V44H36ZM39 45H41V44H39ZM17 46H19V48L17 47ZM75 46H77V47H75ZM189 46V47H188ZM16 47L18 48V50L16 49ZM46 47L47 46H44V47H42V46H40V48L39 47H37L38 49H40L39 50V52H41V54L39 55V57L42 55V53H43V57L41 56V58H43L42 60H44L45 59V57L46 56H44V55H46ZM190 47L192 48V49H197V48H200L199 50H202V53H201V51H199V50H195L194 52H192L193 50L191 49V51H190ZM194 47V48H193ZM36 48V49H37ZM51 49L50 47H47V49ZM37 49V50H38ZM48 49V50H49ZM189 49V50H188ZM32 50V49H31ZM204 50H206V51H204ZM36 52V50L33 48V50H32V52ZM50 51V50H49ZM49 51H48V53H49ZM52 51H50L51 53H53ZM80 51V52H79ZM83 51H85V50H83ZM137 51H139V52H137ZM216 51H218L219 53V56L218 55H216ZM46 52V53H45ZM134 52H135V50H134ZM196 52H200L199 54L197 53L196 54ZM206 52V54L209 52V54H208V56H204V55H206V54H203V53H205ZM45 53V54H44ZM83 53V52H82ZM194 53H195V55H194ZM29 54V55H30ZM37 54V53H36ZM84 54V53H83ZM200 54H203V56L206 58V59H202L204 62H208L209 64H211V66L212 67H214V66H217L216 65V61H215V57H216V59H217V57L220 59V58H222V57H220V54L221 55H223V58H225L224 60H225V65L227 66V68L226 69H228L227 71H228V73L229 74H219L218 72H220L221 70H216L217 72H215V70H214V73L212 72H210V71H208L207 70V68H209L210 69V65L206 68H204V66L205 65H207V64H204V66L202 65V64H200V62H201V59H200V56L198 57V56H196V55H200ZM49 54H47V56H48ZM51 55V54H50ZM60 55V56H61ZM85 55V54H84ZM83 55V56H84ZM27 56V57H26ZM75 56V57H76ZM82 55H80V57H81ZM85 56H87V55H85ZM62 57V56H61ZM79 57V58H80ZM195 57H196V59L197 58H199L200 59V62L198 63V60L199 59H197V60H195ZM203 57V58H204ZM47 58V57H46ZM53 58V57H52ZM51 58V59H52ZM58 58V57H57ZM76 58H78V56L76 57ZM129 58V57H128ZM255 58V59H254ZM86 59H87V57H86ZM195 61H194V60ZM38 61L40 60V58L39 59H37ZM53 60V59H52ZM52 60H49V61H52ZM54 60H56V59H54ZM88 60V59H87ZM218 60V59H217ZM223 60V61H224ZM35 61H36V59H35ZM38 61H36L35 63H36V65H38ZM41 61V60H40ZM39 61V62H40ZM45 61H48V58L45 60ZM45 61H41V62H44L45 63ZM81 61H82V59H81ZM98 61V60H97ZM127 60H125V62H126ZM30 62V63H29ZM89 62H87V63H89ZM103 62H106V63H103ZM130 62V61H129ZM221 62L222 61H220L219 62V64H221ZM234 62V63H233ZM25 63H26V65L27 66H24L25 65ZM44 63H42V65L44 64ZM49 63V62H48ZM47 63V64H48ZM86 63V62H85ZM136 63H137V65H136ZM153 63H155V64H153ZM203 63V62H202ZM16 64H19V65H16ZM41 64V63H40ZM46 64V63H45ZM44 64V65H45ZM51 64V63H50ZM90 64V63H89ZM126 64H128V63H126ZM131 64V63H130ZM49 65V64H48ZM47 65V66H48ZM223 65V64H222ZM225 65H223V66H225ZM18 66V67H17ZM28 66H30V68L28 69V70H34V71H32L31 73L32 74H30L29 72H28V70H21V68L23 67V69H25V68H27ZM35 66V65H34ZM56 66V65H55ZM54 66V67H55ZM96 66L94 67V68H96ZM219 66H221V65H219ZM223 66H221V67H223ZM235 66V65H234ZM32 67V68H31ZM127 67V66H126ZM233 67V68H232ZM47 68V67H46ZM128 68H129V64H128V67H127V71H128ZM131 69H133L132 68V65H131V67H130ZM217 68V67H216ZM231 68H232V71H231ZM240 68V67H239ZM238 68V69H239ZM243 68V69H244ZM144 69V70H143ZM217 69H219V68H217ZM226 69H224V70H226ZM43 70L44 69H42V70H40V71H42L41 73H43ZM46 70V69H45ZM148 70V71H147ZM149 70H151V71H149ZM213 70V69H212ZM237 70V69H236ZM240 70V71H241ZM36 71V73H35V75L33 74L34 72ZM38 71V72H37ZM102 71V72H103ZM108 71H110V72H108ZM146 71V72H145ZM209 73H211V74H209ZM223 71V70H222ZM227 71H226V73H227ZM237 73L239 72V70L238 71H236ZM241 72H244L243 70L241 71ZM116 73H118L117 75H116ZM187 73V77L189 78V76H190V74H192V76H191V78H187L186 79V77H183V75H185ZM234 73H235V71H234ZM237 73H236V75H237ZM40 74V73H39ZM44 74V73H43ZM241 74V73H240ZM243 74V73H242ZM250 74H251V72H250ZM255 74V73H254ZM253 74V75H254ZM261 74V73H260ZM260 74H258V75H260ZM42 75V74H41ZM46 75V74H45ZM122 76L121 78L120 77H118V76ZM125 75V74H124ZM235 75V74H234ZM247 75V74H246ZM256 75V74H255ZM257 75V76H258ZM23 76V77H22ZM39 76V75H38ZM43 76V75H42ZM131 76V77H132ZM223 78H222V77ZM231 76H232V74H231ZM237 76H239V75H237ZM248 76V75H247ZM261 76V75H260ZM264 76V75H263ZM263 76L261 77V78H263ZM34 77V78H33ZM244 77V76H243ZM250 77V76H249ZM256 77V76H255ZM255 77H253V78H255ZM32 78V79H31ZM193 78V79H192ZM209 78V79H208ZM211 78V79H210ZM235 78H237L236 76H235ZM239 78V77H238ZM247 78V77H246ZM245 78V79H246ZM230 79V78H229ZM233 79V78H232ZM232 79H230V81L229 80H227V81H229V82H231V80ZM257 79H260L259 77H257ZM264 79V78H263ZM263 79L261 80V81H263ZM133 80V81H132ZM135 80V81H134ZM212 81V82H214V83H217V84H219V86H215L216 88H211L212 90H213V92L214 93H220L219 95H222V96H216V97H209V95L206 97L207 99L208 98H210V99H208L207 101L204 99L205 97L203 96L202 97V95L201 94H203V91H208V90H210V89H208L207 90V88H208V81ZM248 80V79H247ZM246 80V81H247ZM259 80V81H260ZM41 81V80H40ZM189 81V83H194L193 84V86H195V84H197L196 86H199V88L198 89H195L194 87H192L190 84H189V90H190V86H191V90H190V92L192 91V88H194V90H198L197 92H199V94H200V97H201V100H205L206 102H208L209 100H211V99H213V100H211V101H217L218 103L216 104V106H221L222 104H223V102H224V100H223V102H222V104L221 105H219V101L221 100V99H225V101L227 102V104H225L226 102H224V104H225V106H223L222 108H224V109H221L222 110V112H221V110H218L220 113H217V110H214V109H217V108H215V105H213L214 106V108L213 107H211L212 106V104H209V105H204V110L206 109L205 108V106L208 108V106H209V110L207 109L206 110V112H204L203 111V104L202 105H200L201 106V108H202V110H201V108H199L200 110H199V114H200V111H202L204 114L206 113H208L207 114V117H209V118H213V119H210V121H211V125L208 123V122H206L205 124H209V125H206V128H207V126H212V128H211V130H210V132H207L206 131V133H205V131H204V133H202L201 131H200V133H201V136H199L198 135V133H199V131L198 130H200V129H198L197 130V137H198V139L196 138V136L194 135H191V134H189L190 132H188L187 130V133H185L186 131H182V129L184 130V129H186V128H182V129H179L181 132H183V133H185V134H183V135H181L180 134V131L179 130H175V131H179V133H178V135H176V133L177 132H173V133H170V117H171V119H172V116H174L175 114V116H178L177 114H178V112H179V115H180V110H179V108H178V104H177V101L179 100V102L181 101V98H183L184 96H181V98H179L180 96L179 95H182V94H184V93H188V92H184V91H186V89H188V88H186L187 87V84H186V86H184L185 85V82H188ZM210 81V82H211ZM226 81V82H227ZM260 81V82H261ZM234 82V81H233ZM247 82V83H248ZM257 82V81H256ZM38 83H39V81H38ZM191 83V84H192ZM236 83V82H235ZM241 83V82H240ZM240 83H238L239 85H237V86H239L240 87V90L242 91V92H244V87H243V89L241 88L242 86H241V84ZM242 85H245L244 84V81L242 82ZM258 85H259V82H258ZM11 86L12 87H14L16 90H14V88H11ZM37 86V85H36ZM60 86V85H59ZM212 86V85H211ZM224 86V87H223ZM230 86H232V84L230 85ZM25 87V88H24ZM232 87H234V86H232ZM231 87V88H232ZM238 87V88H239ZM59 88H61V87H59ZM59 88H58V90H59ZM235 88H237V87H235ZM33 89V88H32ZM36 89V88H35ZM35 89H33L34 91H35ZM233 89V88H232ZM257 89H255V90H257ZM26 90L24 91V92H26ZM224 90V91H223ZM236 90V89H235ZM63 91V90H62ZM182 91H183V93H182ZM200 91L202 92V93H200ZM211 91V90H210ZM209 91V94L211 93L212 95H210V96H213L214 95V93H212V92H210ZM220 91H222V92H220ZM228 91V90H227ZM232 90L230 89V92H231ZM259 91H257V92H259ZM36 92V91H35ZM39 92V91H38ZM59 92V91H58ZM66 92V91H65ZM189 92V93H190ZM193 92V91H192ZM196 92V91H195ZM196 92V93H197ZM229 92V91H228ZM229 92V93H230ZM233 92V91H232ZM251 92V93H250ZM255 92V91H254ZM259 92V93H260ZM40 93V92H39ZM63 93H64V91H63ZM182 93V94H181ZM188 93V95H190ZM196 93L194 94V97L196 98L197 97V95H196ZM204 93H206V92H204ZM208 93V92H207ZM222 93V94H221ZM227 93V92H226ZM244 93H246V90H245V92ZM34 94V96H32ZM57 94V93H56ZM66 94V93H65ZM64 94V96H66ZM70 94V93H69ZM118 94V95H119ZM39 95V94H38ZM196 95V96H195ZM203 95H205V94H203ZM216 95V94H215ZM214 95V96H215ZM240 95V96H239ZM55 96V95H54ZM60 96H61V94H60ZM119 96V97H120ZM187 95L185 94V97H186ZM191 96V95H190ZM199 96V95H198ZM35 97H37V95L35 96ZM40 97V96H39ZM38 97V98H39ZM53 97V96H52ZM59 97V96H58ZM68 97V96H67ZM66 97V98H67ZM184 97V98H185ZM192 97H193V95H192ZM191 97V98H192ZM199 97V98H200ZM48 98V97H47ZM231 98V99H230ZM37 99V98H36ZM55 99H56V97H55ZM125 99V101H137V104H140V103H138V101H140L141 102V104H142V101H144V103H146L147 105H154V106H156V107H158V108H160V110H158V111H154V109H152V108H150V110L149 109H147V108H142V109H140V106L141 105H138V106H134V104L136 103V102H134V104H133V106L132 105H128V104H126L127 102H123V100ZM190 98H188V100H189ZM35 100V101H34ZM45 100V99H44ZM47 100V99H46ZM204 100H203V102H204ZM43 102V100H40L39 102H40V104ZM49 101V100H48ZM52 101V100H51ZM55 101V100H54ZM68 101V100H67ZM183 101V100H182ZM198 101V100H197ZM38 102V103H39ZM56 102V101H55ZM108 102H110V101H108ZM176 102V103H175ZM186 102V101H185ZM190 102V101H189ZM202 102V103H203ZM29 103H30V105H29ZM35 103H37V102H35ZM49 103H50V101H49ZM53 103V102H52ZM64 103V102H63ZM62 103V104H63ZM71 103V102H70ZM70 103H68L67 102V104H66V106H69V104ZM98 103V102H97ZM96 103V104H97ZM103 103V102H102ZM101 103V104H102ZM175 103V104H174ZM181 103V102H180ZM183 103V102H182ZM182 103L180 104V105H182ZM46 104H47V102H46ZM60 104V103H59ZM104 104H102V105H104ZM177 104V105H176ZM48 105H50V104H48ZM53 105V104H52ZM56 105H58V104H56ZM98 106V110L99 109H101L102 111L103 110H105L106 111V109L107 108H104V106H103V108H101L102 107V105H100V103H98L97 104ZM179 105V106H180ZM183 105H186L185 103H183ZM39 106H42V104L41 105H39ZM51 106V105H50ZM144 106V105H143ZM52 107V106H51ZM50 107V108H51ZM55 107V105L53 106V109H55L54 108ZM134 107V108H133ZM149 107V106H148ZM152 107V106H151ZM177 107V109H178V111L176 112V110H174V112H176L174 115L170 112V111H172L173 109L172 108H176ZM191 107H193V106H191ZM211 107V108H210ZM259 107V106H258ZM257 107V108H258ZM63 108V107H62ZM154 108V107H153ZM157 108V109H158ZM182 108H183V106H182ZM182 108H180V109H182ZM47 109V108H46ZM45 109V110H46ZM52 109V108H51ZM52 109V110H53ZM61 109V108H60ZM64 109H66V108H64ZM69 109V108H68ZM152 109V110H151ZM184 109H186V110H188L187 109V107L186 108H184ZM40 110V111H39ZM50 111V112H53V111ZM55 110H57V109H55ZM62 110V109H61ZM100 110V111H101ZM183 110V109H182ZM185 110V112L184 113H187V111ZM191 110V109H190ZM59 112H58V114L61 112L60 110H58ZM69 111H70V109H69ZM99 111V112H100ZM101 111V112H102ZM45 111H43L42 113H44ZM49 112V108H48V112L46 111L45 112V115H46V113L47 114H50L51 115V113ZM63 112V111H62ZM61 112V113H62ZM65 112V111H64ZM173 112V111H172ZM190 112V111H189ZM104 113V112H103ZM170 113H171V115L172 116H170ZM194 113V112H193ZM203 113H201L202 114V116L204 115ZM107 114H108V112H107ZM240 114V115H239ZM40 115H42L41 117H39ZM56 115H57V113H56ZM56 115H55V117H56ZM62 115H64V116H66L67 114H62ZM70 115V114H69ZM113 115V116H112ZM185 115L186 114H184V117H182V120L185 118ZM256 115H257V113H256ZM59 116H60V114H59ZM190 116V114L188 115V117ZM191 116H192V114H191ZM200 116V115H199ZM198 116V117H199ZM258 116V115H257ZM51 117H52V115H51ZM63 117V116H62ZM186 117H187V115H186ZM206 117V115H204V117L203 118H205ZM206 117V118H207ZM41 118H44L43 120L41 119ZM48 118H49V116H48ZM58 118V117H57ZM67 118V117H66ZM65 118V119H66ZM70 118H71V116H70ZM140 118H142V120H140ZM205 118V119H206ZM245 118V119H246ZM44 122L43 123V126H42V124L40 123V122H42L41 120ZM50 119H52V118H50ZM61 119H64V118H61ZM64 119V120H65ZM192 119V118H191ZM244 119V120H245ZM252 119V118H251ZM45 120H47L48 121V123L46 124V125H44L45 123H46V121ZM187 120H189V119H187ZM201 120H203V119H201ZM212 120H213V122H212ZM244 120H242L243 122H244ZM255 120V119H254ZM40 121V122H39ZM53 121H55V120H53ZM140 121H142V123H139ZM181 121V120H180ZM186 121V120H185ZM236 121V122H235ZM251 121V120H250ZM60 122H62V121H60ZM57 123V124H61V125H63V123H64V121L62 122V123ZM66 122V124H65V126H63V128H60V130H65V131H67L68 130V128H67V121H65ZM70 122H72V121H70ZM188 122V121H187ZM200 121H198V123H199ZM241 122V121H240ZM239 122V124L241 125V123ZM100 123H98L97 125L99 126V128L101 129V127H100ZM185 123V122H184ZM197 122H195V124H196V127H197V124H198ZM229 123V124H228ZM247 123V122H246ZM70 124V123H69ZM96 124V123H95ZM94 124V125H95ZM175 124H177V123H175ZM174 124V125H175ZM181 124H183V123H181ZM187 124V123H186ZM200 124V123H199ZM198 124V125H199ZM205 124H204V126H202L201 124L199 125V126H202L203 128L205 127ZM245 124V123H244ZM249 124V123H248ZM179 125H180V123L178 124V128H179ZM192 125V124H191ZM234 125H235V127H234ZM239 125V126H240ZM70 127H71V125H69ZM76 126V125H75ZM98 126H96L97 128H98ZM140 126H143V128L144 129H146L145 130V132L144 131H139V130H141V129H143V128H141ZM195 126V125H194ZM251 126V125H250ZM41 127H42V129H41ZM59 127V126H58ZM58 127L57 128H55V130H57L58 131V133H59V131L60 130H58ZM64 127H66L67 128V130H66V128H64ZM89 127V126H88ZM175 127H176V125H175ZM183 127V126H182ZM189 127V126H188ZM201 127V129L203 130V128ZM209 127V128H210ZM238 127V126H237ZM243 127H245L244 125H243ZM248 127V126H247ZM75 128V127H74ZM73 128V129H74ZM191 128V127H190ZM193 128V127H192ZM206 128H204V130L206 129ZM219 128V127H218ZM218 128H217V130H218ZM239 128V130L241 131V132H244V131H242L241 130V128L240 127H238ZM35 129H37L36 131H35ZM38 129H41V131L40 130H38ZM70 129H72V128H70ZM82 129V128H81ZM175 129V128H174ZM187 129H189V128H187ZM194 129V128H193ZM221 129V128H220ZM223 129V128H222ZM221 129V130H222ZM47 130H48V128H47ZM62 130V131H63ZM76 130H77V128H76ZM76 130L74 131L75 133H76ZM79 130V129H78ZM85 129H83V131H84ZM86 130H87V128H86ZM95 130H97L96 128H95ZM95 130H91V132H94ZM190 130V129H189ZM244 130H245V128H244ZM70 130H68L67 132V134L69 135V132ZM83 131H81V133L83 132ZM90 131V130H89ZM89 131H87V132H89ZM100 130L98 129L97 130V132H94V133H96V134H94L95 136H94V139L93 140H95V139H97V140H100L101 142H105V143H107V144H109V145H111V147L113 148L114 146V148H117V147H119L120 145V142L118 141H116L115 143H108L109 141L107 140L108 139V137H110V136H106L105 134H104V132L102 133L101 131L99 132ZM191 131H192V129H191ZM236 131H238V129L236 130ZM246 131V130H245ZM37 132V133H38ZM44 132H46V131H44ZM54 132V130L52 131L51 130V134ZM73 132V133H74ZM106 132V131H105ZM108 132V131H107ZM119 132V133H118ZM123 132H122V134H123ZM195 132H196V128H195ZM195 132H194V134H195ZM240 132V133H241ZM250 132V131H249ZM39 133V134H40ZM48 132H46V134L44 133H42V134H40V135H38V137L39 138H41V140L42 139H46L47 137H49L48 136V134H47ZM61 133V132H60ZM72 133V132H71ZM70 133V134H71ZM78 133V132H77ZM76 133V134H77ZM84 133V132H83ZM116 133V134H115ZM193 133V132H192ZM239 133V132H238ZM55 134H56V132H55ZM64 134V133H63ZM93 133H91V135H92ZM46 135V136H45ZM57 135V137H59L57 140L59 141V139H60V137H62V136H65L66 135V132H65V135H58V134H56ZM84 135L86 136V134L84 133ZM87 135H89V133H87ZM91 135L89 136V137H91ZM113 135V136H114ZM116 135V136H117ZM136 135H138V137H135ZM145 135H148V137L150 138V139H147V138H144L145 137ZM224 135V137H222V138H220L219 136H223ZM52 136H54V134L52 135ZM75 136V135H74ZM73 136V137H74ZM78 136H81L82 137V135H78ZM120 136H121V134H120ZM242 136V135H241ZM4 137V138H3ZM37 137V141H39V138ZM44 137H46V138H44ZM65 137H68V136H65ZM73 137H71L70 139H72ZM77 137V136H76ZM80 137V138H81ZM97 137V138H96ZM119 137V136H118ZM240 137V136H239ZM22 138V140H20ZM31 138H30V142H32V141H34L33 140V138H32V141H31ZM50 139H51V135H50V137H49ZM62 138H64V137H62ZM61 138V142L62 143H64V140ZM75 138V137H74ZM79 138V139H80ZM84 138V137H83ZM86 138H88L87 136L84 138V139H86ZM93 138V137H92ZM112 138V137H111ZM111 138H110V140H111ZM116 139H117V137H115ZM237 138V139H236ZM0 139V140H1ZM13 139H10V140H13ZM25 139H27V138H25ZM69 139V140H70ZM78 139V140H79ZM120 139V138H119ZM130 139V140H129ZM144 139H146L147 141H144ZM225 139H223V140H225ZM2 140L0 141V143L1 144H3V146H1L0 145V184L2 185V186H8L9 185V188H8V190L10 189V188H15V189H17V191H19V192H17V193H21L20 194V196H23L24 198H28L29 199V201H31V200H33V199H31L30 200V197H32V196H30V193L28 192L30 189H32L31 188V183H33L34 182V184L35 183H37V185H38V187H42V185L45 183V185L44 186H46V181H48V180H50V181H52L53 180V184L54 185H50L51 186V188H52V186L54 187L55 186V184H60L61 182L63 183L64 182V180L66 179V180H68L67 178V176H73L74 174V172L73 171H75L74 169H77L78 168V166H77V168L76 167H74V169H72L71 170V168H70V166H68L67 168L68 169H66L65 171H64V169H63V171L66 173V174H68L66 177L67 178H65V176H63V174L64 175H66L63 171H61L62 173H61V175L59 174V175H57L58 173H57V169L58 168H60V166H63V165H60L59 166V164L57 163V162H60L61 163V161H63V163L66 161L65 159L66 158H68V157H70L71 156V154H70V156H66V155H63V154H61L60 153V156L58 155V156H55V154L54 155H51V158H52V160H54L55 162H56V164H58L57 166H56V164H55V166L54 165H50V166H46V164L47 165H49L47 162H49V161H47L44 165L47 167V168H45V169H47L46 170V172H45V169H44V167H42V168H40V169H42L41 171H43V174H41V172H40V170H37L38 168H35V166H40V165H38V164H40V162L39 163H37V159L36 158H39V157H41V156H43L42 154H43V152L42 151H44V149H45V146H43L44 148H40V151L42 152L40 155H39V153H40V151H39V153H38V156L35 154V153H32L34 150H36V148L34 147V146H32L33 148H35V149H32V152L29 150V152H28V150L24 147L25 145H23V148H25L26 149V151H27V153L28 154H26V156L24 155L25 154V152L26 151H24V153L22 152H19L18 153V151H16V150H14V148H15V146H16V143H14L15 145H13V144H11V145H13V147L10 145V143H12V141H10L9 140V142L8 141H6V142H4L3 141V143H2ZM18 140L20 141L19 143H18ZM40 140V141H41ZM47 140V139H46ZM46 140H44V141H46ZM55 140V139H54ZM54 140H52V144H55V142L57 141H54ZM63 140V141H62ZM78 140H76L77 142H78ZM106 140H107V142H106ZM113 140V139H112ZM131 140H133L132 142H134V140H135V142L134 143H132L131 142ZM27 141H29L28 139H27ZM35 142L36 144L38 143V142ZM39 141V142H40ZM44 141L42 140L41 142H43L44 143ZM67 141H68V138H67ZM75 141V142H76ZM82 141V140H81ZM87 141H91V139L90 140H87ZM86 141V142H87ZM126 141V140H125ZM124 141V142H125ZM127 141V142H128ZM235 141V142H236ZM47 142H48V140H47ZM44 143V145H46V147L47 146H49L50 147V145L49 144H51V142H48V143ZM66 142V141H65ZM72 142V147L73 146H76V145H78L77 144V142L75 143L74 142V144H76V145H74L73 144V141H71ZM83 142V141H82ZM82 142H78L79 144H81ZM84 142H85V140H84ZM92 143H93V141H91ZM150 142V143H149ZM153 142V143H152ZM240 142H241V140H240ZM42 143V144H43ZM57 143V142H56ZM58 143H60V142H58ZM90 143V142H89ZM97 143H98V141H97ZM122 143V142H121ZM141 143V142H140ZM149 143V144H148ZM35 144V145H36ZM40 143H38V145H39ZM51 144V145H52ZM67 144V143H66ZM86 144V143H85ZM87 144H88V142H87ZM137 144V145H138ZM222 144V145H223ZM235 143H233V145H234ZM37 145V146H38ZM57 146H53L54 147V150H55V153H56V149H58V151L59 150H61V148L59 147V145L58 144H56ZM91 145V144H90ZM97 145V144H96ZM137 145H133V148L132 149H134L135 147H137ZM222 145H220V146H222ZM226 145V144H225ZM228 145H229V143H228ZM232 145V144H231ZM18 146H20V145H18ZM29 146V145H28ZM61 146H63L62 147V149L64 148V146H65V144H63V145H61ZM69 146V145H68ZM67 146V147H68ZM85 146V145H84ZM88 146V145H87ZM121 146H122V144H121ZM139 146H141V144L139 145ZM227 146V145H226ZM225 146V149H226V151H227V147ZM17 147V146H16ZM20 147H22V145L20 146ZM57 147V148H56ZM82 147V146H81ZM224 147V146H223ZM231 147H233V146H231ZM19 148V147H18ZM56 148V149H55ZM76 148H78V146L76 147ZM89 148H93V147H88V150H89ZM95 148V147H94ZM93 148V149H94ZM98 147H96V149H97ZM100 148V147H99ZM101 148H105V147H101ZM101 148H100V150H101ZM110 148V147H109ZM109 148H107L108 150H109ZM119 148H121V147H119ZM123 148V147H122ZM126 148H124L125 150H127ZM138 148V147H137ZM221 148V147H220ZM219 148V149H220ZM228 148H229V146H228ZM29 149V148H28ZM41 149H43V150H41ZM65 149V148H64ZM67 150H68V148H66ZM73 149H74V147H73ZM83 149V148H82ZM124 149H123V154H124ZM131 149V151H133ZM142 149H141V151H142ZM221 149H223V148H221ZM224 149V150H225ZM231 149V148H230ZM19 150V149H18ZM45 150H47V153H48V149H45ZM50 150L51 151H49V153L50 152H52L53 151V149H52V147L50 148ZM95 150V149H94ZM111 151H113L112 149H110ZM122 150V149H121ZM120 150V151H121ZM229 150V149H228ZM70 151V150H69ZM81 151V150H80ZM90 151V150H89ZM114 151H116V150H114ZM120 151H118V153L120 152ZM140 151V150H139ZM216 151H218V149L216 150ZM223 151V150H222ZM225 151V152H226ZM45 152V154H46V151H44ZM72 152V151H71ZM77 152V151H76ZM138 152V151H137ZM224 152V151H223ZM228 152V151H227ZM67 153V152H66ZM92 153H94V152H92ZM104 153V152H103ZM105 153H107V151L105 152ZM127 153V152H126ZM131 153V152H130ZM129 152H128V154L127 155H129L130 154ZM44 154V155H45ZM73 154H75V153H73ZM72 154V155H73ZM77 155H78V152L76 153ZM75 154V155H76ZM90 153H88V155H89ZM98 155H100V151L97 153ZM109 154H110V152H109ZM117 154V153H116ZM115 154V155H116ZM121 155L122 156V158L121 157H119V158H121V159H125V157H124V155ZM132 154V153H131ZM221 153H219V155H220ZM37 157H36V156ZM63 155V158L62 159H60L59 157H61ZM75 155H73V156H75ZM97 155V156H98ZM104 155V154H103ZM114 155V154H113ZM112 155V156H113ZM126 155V156H127ZM136 155V154H135ZM134 155V156H135ZM138 155V154H137ZM136 155V156H137ZM184 155V156H185ZM218 155V156H219ZM47 156H48V154H47ZM65 156H66V158H65ZM80 156V155H79ZM84 156V155H83ZM85 156H87V154L85 155ZM110 156H111V154H110ZM110 156H108V154H107V156L106 157H108V158H110ZM133 156V155H132ZM135 156V157H136ZM171 156V157H172ZM183 156V157H184ZM204 156V155H203ZM217 156V157H218ZM76 158H78V156H75ZM94 157V156H93ZM103 157V156H102ZM105 157V156H104ZM104 157L102 158V161H103V159H104ZM190 157H188V158H190ZM221 157V156H220ZM220 157L218 158L219 160H220ZM71 158H73V157H71ZM71 158H68V159H71ZM82 158V157H81ZM89 158V157H88ZM87 157L85 158V159H88ZM96 159H98V157H95ZM100 158H101V156H100ZM131 156H130V159H129V161L131 160ZM214 158V157H213ZM75 159V158H74ZM96 159H93V160H96ZM114 159H116V162L114 163L113 162V164L112 165H114V164H116L117 162H119V164H121V165H123L122 163H120V161L118 160L117 161V159H118V156H117V158H114ZM113 159V160H114ZM133 159V158H132ZM215 160L217 159V158H214ZM217 159V160H218ZM39 160H40V158H39ZM78 160V159H77ZM91 160H92V158H91ZM179 160H180V158H179ZM215 160H213V162L215 161ZM216 160V161H217ZM12 161H14V162H17L18 164L16 165V166H14L13 165V167H11L10 165H11V163H12ZM41 161V160H40ZM69 161V160H68ZM86 161H89V159L88 160H86ZM97 161V160H96ZM96 161H93V163L94 162H96ZM110 161H112V160H110ZM128 161V160H127ZM127 161H125L126 163H127ZM128 161V162H129ZM176 161H177V158H176ZM183 161V164H184V159L182 160ZM192 161V160H191ZM207 161V160H206ZM208 161H210L209 159H208ZM212 161V160H211ZM210 161V163H212ZM54 162V163H55ZM83 162V161H82ZM91 162V161H90ZM104 162H106V158H105V161ZM180 162V161H179ZM204 162V159H202V162H200V163H203ZM33 163H34V165H33ZM37 163V164H36ZM41 163H42V161H41ZM44 163V162H43ZM50 163V162H49ZM53 162L52 163H50V164H54ZM68 163V162H67ZM89 163V162H88ZM107 163V162H106ZM105 163V164H106ZM109 164L111 163V162H108ZM187 163H189L188 162V160H187ZM206 163V162H205ZM217 163V162H216ZM10 164V165H9ZM84 164H85V162H84ZM100 164H102L101 162H100ZM104 164V163H103ZM103 164H102V166L100 167L98 164L96 165V166H99L98 167V169L99 170H96V168L94 169V167H93V169H94V171L96 172V171H101V173H102V170H104V169H102V170H100L101 168H106L105 170H107V167H109L110 168V166L108 165L107 166V164L105 165L104 164V167H103ZM119 164H117L119 167H121ZM199 164V163H198ZM32 165V166H31ZM65 165H67L66 164V162H65ZM72 165V164H71ZM80 165H82V163L80 164ZM175 165H177V164H175ZM185 165H186V162H185ZM188 165V164H187ZM186 165V166H187ZM10 166V168L8 169V167ZM42 166H43V164H42ZM74 166V165H73ZM85 166V165H84ZM84 166H82V167H84ZM90 166H92V165H90ZM95 166V167H96ZM107 166V167H106ZM178 166L179 167H181L180 165H179V163H178ZM178 166H177V168H178ZM198 166V165H197ZM199 166H201V165H199ZM34 167V168H33ZM55 167H58L57 169L55 168ZM64 167V166H63ZM81 167V166H80ZM79 167V169H80V171H79V169L77 170V171H79V173L81 172L82 173V171H86V170H83V169H81ZM111 167H113V168H115L114 166H111ZM123 167H124V165H123ZM128 166H126V168H127ZM173 167H175V166H173ZM73 168V167H72ZM88 168H90V167H88ZM125 168V167H124ZM125 168V169H126ZM130 168V167H129ZM137 168V167H136ZM135 168V169H136ZM142 168L140 167V169L142 170ZM176 168V167H175ZM199 168V167H198ZM202 168V167H201ZM87 169V168H86ZM112 169V168H111ZM130 169H132V168H130ZM139 169V168H138ZM137 169V170H138ZM145 169V168H144ZM181 169H183V168H181ZM82 170V171H81ZM105 170L103 171V172H105ZM174 170H176V169H174ZM178 170L179 171H183V170H180V169H177L176 171H177V173H178ZM76 171V172H77ZM112 171L113 170H111V172L109 171V169H108V172L109 173H107V171L105 172V173H107L108 175H105V176H107V177H109V178H114L113 177V174H114V176H115V170H114V173L113 174H111L112 173ZM123 171H125V170H123ZM126 171H128V170H126ZM133 171H134V169H133ZM136 171V170H135ZM59 172V171H58ZM76 172H75V175H76ZM122 172V171H121ZM121 172L118 174L119 176L117 177V175L115 176L116 177V180H117V182H118V179H120L121 177H122V179L120 180V181H122L123 180V176L124 175H120L121 174ZM141 172V171H140ZM46 173V174H45ZM71 173L73 174V175H71ZM86 173V172H85ZM91 174L93 173V172H90ZM118 173V172H117ZM124 173V172H123ZM144 173H146V171L144 172ZM150 173V174H149ZM125 174V173H124ZM132 174V173H131ZM79 175H81V180H84L85 179V181L87 180L86 178H84V176H83V178H82V174H79ZM95 175H98V176H95ZM94 175V177L95 178H99V176L101 175V177L100 178H102L101 180H103L104 179V175H103V173L102 174H100V172H99V174H95ZM103 175V176H102ZM173 175H175V173L173 174ZM77 176V175H76ZM121 176V177H120ZM130 176H132V175H130ZM18 177H20L21 178V182H19V184H21V186H19V185H16V183H15V181L17 180L16 178H18ZM46 177H48V178H46ZM74 177V176H73ZM73 177H71V178H73ZM120 177V178H119ZM133 177V176H132ZM171 177H172V175H171ZM20 178H18V179H20ZM44 178H46V179H44ZM50 178H52V179H50ZM76 178V177H75ZM92 178V177H91ZM94 178V179H95ZM99 178V179H100ZM135 178V177H134ZM153 178V179H152ZM22 179H24L25 181H23L25 184L23 185L22 184ZM43 179V180H42ZM77 179V178H76ZM80 179V178H79ZM79 179H78V181H79ZM133 179V178H132ZM137 179V178H136ZM148 179L150 180L149 182H148ZM44 180H46V181H44ZM62 180V181H61ZM65 180V181H66ZM74 181H75V179H73ZM72 179H71V181H73ZM80 180V181H81ZM96 180V179H95ZM106 181H105V184H106V182H107V179H105ZM111 180V179H110ZM112 180H114L115 182H116V180H115V178L114 179H112ZM138 181H136L135 180V183H139V179H137ZM142 180H145V182L143 181L142 182ZM153 180V181H152ZM41 181V182H40ZM42 181L44 182L43 184H42ZM50 181H48V183L50 182ZM69 181V180H68ZM73 181V182H74ZM88 181H90V182H92V180H88ZM97 181L98 182H100L98 179H97ZM114 181H112L113 183H111V184H113V188H112V186H111V188H112V192H113V189L114 190H116L115 188L116 187H114V185L116 186V184H114L115 182ZM128 180H126V182H127ZM70 182V181H69ZM72 182V183H73ZM82 182V181H81ZM96 182V181H95ZM103 182H104V180H103ZM109 182V181H108ZM111 182V181H110ZM126 182H123V184L124 183H126ZM130 182V181H129ZM51 183V184H52ZM61 183V184H62ZM67 183V182H66ZM87 183V182H86ZM101 183H102V181H101ZM100 183V184H101ZM119 183V182H118ZM18 184V183H17ZM42 184V185H41ZM60 184V185H61ZM79 184V183H78ZM90 184V183H89ZM88 184V185H89ZM95 184V183H94ZM105 184H103V185H105ZM121 185H122V183H120ZM120 184H117V185H120ZM132 184V183H131ZM158 184L159 183H157V186H158ZM23 185V186H22ZM28 185H30V187H27ZM63 185V184H62ZM65 185H67L68 186V184H65ZM77 185V184H76ZM91 185H93V184H91ZM99 185V183L96 185V187ZM102 185V184H101ZM106 185H108V188H110V186H109V184L107 183ZM120 185V186H121ZM134 185V188L136 187L135 186V184H133ZM142 184H140V186H141ZM145 185V184H144ZM151 185L149 184L148 186H150V189L152 188L151 187ZM155 185H156V183H155ZM154 185V183H153V186H155ZM160 185V184H159ZM47 186H49V185H47ZM57 186H59V185H57ZM57 186H56V188H57ZM70 186V185H69ZM72 186H74V184H72ZM78 186V185H77ZM77 186H75V187H77ZM82 186H86V185H82ZM117 187L118 189L119 188H121V187H123V186H125V185H123V186H121V187ZM126 186H129V185H127V183H126ZM125 186V187H126ZM139 186V185H138ZM146 186V187H145ZM145 186H141V188H147V185H145ZM157 186H155V187H157ZM5 187H0L1 188V191L2 190H4V188ZM34 187H37V186H35L34 185ZM33 187V188H34ZM37 187V189L36 190H40V188H38ZM74 187V188H75ZM89 187V186H88ZM91 187V186H90ZM95 187V186H94ZM94 187H92V188H94ZM106 187V186H105ZM125 187H123L121 190H126L125 189ZM131 187H132V185H131ZM163 187V186H162ZM165 187V186H164ZM30 188V189H29ZM45 188V189H44ZM43 189L41 188V190H43V193H44V191L46 192V191H48V190H46V187H44ZM59 188H60V186H59ZM71 188V187H70ZM79 189H80V187H78ZM83 188V187H82ZM101 188V187H100ZM104 188V187H103ZM103 188L102 189H100V190H103ZM110 188V189H111ZM127 188H129V187H127ZM133 188V187H132ZM131 188V189H132ZM140 188V187H139ZM138 187H137V191H138V189H139ZM140 188V189H141ZM154 188V187H153ZM169 188V187H168ZM29 189V190H28ZM53 190H54V188H52ZM62 190H63V188H61ZM66 189V188H65ZM68 189H69V187H68ZM89 190H90V188H88ZM87 189V190H88ZM117 189V190H118ZM130 188L128 189V190H130V191H132ZM148 189V188H147ZM156 188H154V190H155ZM166 189V188H165ZM188 189V188H187ZM5 190H6V188H5ZM5 190H4V192L3 193H5L4 195H7V196H9V195H11V191H9V195L8 194H6L7 192H5ZM10 190H12V189H10ZM34 190H35V188H34ZM35 190V191H36ZM57 190V189H56ZM72 190H73V188H72ZM72 190H70V191H72ZM88 190V193L90 192ZM92 190V189H91ZM95 190V192H97L98 190H96V188L94 189ZM120 190V192H123V191H121ZM136 190V189H135ZM190 190V189H189ZM31 191V190H30ZM50 191V190H49ZM69 191V192H70ZM80 191V190H79ZM84 191V190H83ZM108 191V190H107ZM162 191V190H161ZM168 191V190H167ZM166 191V192H167ZM182 191V190H181ZM188 191V190H187ZM12 192H14L15 193V191H13L12 190ZM39 192V191H38ZM52 192V191H51ZM73 192V191H72ZM94 191H92L91 193H95ZM104 192V191H103ZM125 192V191H124ZM134 192H136V191H134ZM156 192V191H155ZM164 192V191H163ZM179 192V194H180V191H178ZM182 192H185V190L184 191H182ZM181 192V193H182ZM194 192V191H193ZM2 193V194H3ZM34 193V192H33ZM32 193V194H33ZM36 193H37V191H36ZM35 193V194H36ZM41 193V192H40ZM40 193H38V194H40ZM42 193V194H43ZM54 193V192H53ZM114 193H116V191H114ZM126 193L127 194H129L127 191H126ZM142 193V192H141ZM152 193V192H151ZM167 193H169V192H167ZM175 193V192H174ZM1 194V193H0ZM2 194H1V197H3L2 196ZM16 194V193H15ZM57 194H58V192H57ZM62 194V193H61ZM61 194H60V196H61ZM67 194V193H66ZM74 194V193H73ZM80 194H81V192H80ZM84 194V193H83ZM96 194V193H95ZM105 194V193H104ZM104 194H101V196L102 197H104L106 194V196H108L109 194H110V196L112 195L111 193H107L106 192V194L104 195ZM121 196H124V195H122L121 193H119ZM131 194H135V193H130L128 196H131ZM166 194V193H165ZM164 194V195H165ZM176 194V193H175ZM17 195V194H16ZM15 195V196H16ZM43 195H48V193L47 194H43ZM63 195V194H62ZM71 195V194H70ZM78 195V197H79V194H77ZM86 195H87V193H86ZM115 195V194H114ZM162 195H163V193H162ZM7 196H5V197H7ZM12 197H13V195H11ZM11 196H9V197H11ZM18 196V195H17ZM16 196V197H17ZM57 196V195H56ZM72 196V195H71ZM71 196H69V197H71ZM74 196V195H73ZM81 196V195H80ZM87 196H90L91 197V195H87ZM87 196L85 197V200L86 199H90L91 200V198H87ZM99 196V195H98ZM135 196V195H134ZM161 196V195H160ZM159 196V197H160ZM22 197V198H23ZM33 197H35V195L33 196ZM37 197V196H36ZM47 197H49V196H47ZM51 197H53V195L51 196ZM62 197V196H61ZM64 197V196H63ZM68 197V196H67ZM101 197V199H103ZM115 197H116V195H115ZM170 197H172V196H170ZM176 197H178V194H177V196ZM180 197V196H179ZM182 197V196H181ZM14 199H15V197H13ZM12 198V199H13ZM21 198V199H22ZM39 198V197H38ZM37 198V199H38ZM57 198V197H56ZM72 198V197H71ZM76 198V197H75ZM82 198V197H81ZM98 198H100V197H98ZM108 198H111V197H108ZM112 198H114V197H112ZM131 198V197H130ZM165 198H166V196H165ZM175 198V197H174ZM185 198V197H184ZM21 199H19V200H21ZM36 199V198H35ZM55 199V198H54ZM94 199V198H93ZM97 199V198H96ZM100 199V202H102L103 200H101ZM176 199V198H175ZM174 199V200H175ZM180 199V198H179ZM183 199V198H182ZM204 199V198H203ZM202 199V200H203ZM7 200V199H6ZM18 200V201H19ZM23 200V199H22ZM20 201V203L21 202H23V201ZM27 200V199H26ZM71 199H69V201H70ZM77 200H78V198H77ZM76 200V201H77ZM106 200H109V199H106ZM111 200V199H110ZM144 200V199H143ZM170 200V198L168 199V201ZM171 200H172V198H171ZM174 200L172 201V204H173V202H174ZM177 200V199H176ZM175 200V202H178V201H176ZM5 201V200H4ZM25 201V200H24ZM28 201V202H29ZM34 202H35V200H33ZM72 201H73V199H72ZM75 201V200H74ZM80 201V200H79ZM88 201V200H87ZM99 201V200H98ZM97 201V202H98ZM167 201V202H168ZM181 201V200H180ZM26 202V201H25ZM24 202V203H25ZM61 202V201H60ZM59 202V203H60ZM78 202V201H77ZM76 202V203H77ZM84 202V201H83ZM82 202V203H83ZM96 202V201H95ZM163 202H165V200L163 201ZM202 202V201H201ZM9 203V202H8ZM7 203V204H8ZM14 203H16V202H14ZM48 203H50V202H48ZM54 203H55V201H54ZM58 203V204H59ZM63 203V202H62ZM61 203V204H62ZM65 203H66V201H65ZM72 203H74V202H72ZM86 203V202H85ZM93 202H90L89 204H92ZM130 203V202H129ZM171 203V202H170ZM26 204L28 205L29 203H25V206H26ZM35 205L36 204H38V203H34ZM33 204V205H34ZM39 204H40V202H39ZM77 204H79V203H77ZM95 204V203H94ZM171 204V205H172ZM176 204V203H175ZM6 205V204H5ZM9 205H11V204H9ZM8 205V206H9ZM18 205V204H17ZM34 205V206H35ZM41 205V204H40ZM40 205H39V207H40ZM43 205V204H42ZM82 205H84V204H82ZM86 205V204H85ZM169 206H170V204H168ZM177 205V204H176ZM189 205V204H188ZM2 206V205H1ZM8 206H6V207H8ZM16 206V205H15ZM46 206V205H45ZM69 206V205H68ZM77 206V205H76ZM80 206H81V204H80ZM138 206V205H137ZM148 206V205H147ZM146 206V207H147ZM168 206V207H169ZM185 206V205H184ZM18 207V206H17ZM19 207H20V205H19ZM21 207L23 208L24 207V204H22L21 205ZM26 207H28V206H26ZM47 207V206H46ZM49 207V206H48ZM54 207H55V205H54ZM79 207V206H78ZM144 207V206H143ZM166 207V206H165ZM3 208V207H2ZM5 208V207H4ZM14 208V207H13ZM37 208V207H36ZM42 208V207H41ZM41 208L39 209V211L41 210ZM44 208V207H43ZM51 208V207H50ZM7 210H9L10 209V211H11V208H6ZM15 209H18V208H14L13 210H15ZM19 209H21V208H19ZM19 209L17 210V211H19ZM70 209H72V208H70ZM130 209V208H129ZM133 209V208H132ZM164 209V208H163ZM202 209V208H201ZM25 209H23L21 212H23ZM28 210V208L25 210V211H27ZM131 210V209H130ZM129 210V211H130ZM138 210V209H137ZM167 210V209H166ZM205 210V209H204ZM2 211H4L5 212V209L4 210H2ZM1 211V212H2ZM16 211V212H17ZM33 211H34V209H33ZM127 211V210H126ZM125 211V213H127ZM135 211V210H134ZM139 211V210H138ZM165 211V210H164ZM0 212V213H1ZM14 212V211H13ZM28 212V211H27ZM35 212V211H34ZM38 212V211H37ZM41 212V211H40ZM42 212H45V211H42ZM42 212H41V214H42ZM55 211H53V213H54ZM132 212V211H131ZM199 212V211H198ZM18 213V212H17ZM32 213V212H31ZM30 213V211H29V215L31 214ZM36 213V212H35ZM51 213V212H50ZM3 214V213H2ZM2 214H0V215H2ZM7 214V213H6ZM6 214H5V216L4 217H7L6 216ZM10 214V213H9ZM9 214H8V216H9ZM21 214V213H20ZM19 214V215H20ZM23 214H25V212L24 213H22V216H23ZM28 214V213H27ZM33 214V213H32ZM56 213H54L53 215H55ZM121 214H122V212H121ZM120 214V215H121ZM14 215H15V212H14ZM16 215H18V214H16ZM58 215V214H57ZM120 215H117V216H120ZM122 215H125V214H122ZM121 215V216H122ZM181 215V214H180ZM10 216H12V214L10 215ZM21 216V215H20ZM20 216L18 217V218H20ZM36 216V215H35ZM44 216V215H43ZM47 216V215H46ZM49 216V215H48ZM52 216V215H51ZM116 216V215H115ZM163 216H165V215H163ZM195 216V215H194ZM40 217V216H39ZM38 217V218H39ZM197 217V216H196ZM195 217V218H196ZM50 218V217H49ZM52 218V217H51ZM117 218V217H116ZM179 218V217H178ZM22 219V218H21ZM35 219V218H34ZM34 219L32 218V220L34 221ZM0 220H1V218H0ZM6 221L5 222H7L8 224H9V221H10V223H11V220L9 219V221L7 220V219H5ZM27 220H28V217H27ZM4 220H2L1 222H3ZM29 221H30V219H29ZM32 221V222H33ZM165 221V220H164ZM164 221H163V224H162V222H161V220H160V222H161V224H160V226H162V225H164L165 223H164ZM182 221V220H181ZM190 221V220H189ZM191 221H193V220H191ZM21 222V221H20ZM25 222V221H24ZM37 222V221H36ZM35 222V223H36ZM4 223V222H3ZM2 223V224H3ZM17 223V222H16ZM22 223V222H21ZM116 223V222H115ZM156 223V222H155ZM178 223V222H177ZM191 223V222H190ZM14 224V223H13ZM26 224H27V221H26ZM33 224V223H32ZM38 224V223H37ZM108 224V223H107ZM11 225V224H10ZM24 225V224H23ZM31 225V224H30ZM119 225V224H118ZM117 225V226H118ZM154 224H152V226H153ZM156 225V224H155ZM191 225V224H190ZM7 226V225H6ZM9 226V225H8ZM27 226V225H26ZM25 226V227H26ZM35 226V225H34ZM22 227V226H21ZM28 227H30L29 225H28ZM33 227V226H32ZM83 227V226H82ZM90 227V226H89ZM133 227V226H132ZM175 227V226H174ZM2 228H5V227H2ZM16 228V227H15ZM85 228V227H84ZM84 228H82L83 230H86V229H84ZM135 228H136V226H135ZM159 228V227H158ZM170 227H168V229H169ZM20 229H22V228H20ZM25 229V228H24ZM139 229V228H138ZM152 229H154V227L152 228ZM160 229V228H159ZM159 229L158 230H155L156 232L158 231L159 232ZM161 229H162V227H161ZM16 230H17V228H16ZM164 230V229H163ZM4 231V230H3ZM162 231V230H161ZM160 231V232H161ZM169 231V230H168ZM77 232V231H76ZM83 232V231H82ZM88 232V231H87ZM132 232V231H131ZM152 232V231H151ZM1 233H2V230H1ZM79 233V232H78ZM153 233V232H152ZM151 233V234H152ZM150 234V235H151ZM146 235V234H145ZM147 235H148V233H147ZM150 235H149V238H150ZM153 235V234H152ZM157 235V234H156ZM173 235V234H172ZM111 236V235H110ZM144 236V235H143ZM137 237V236H136ZM167 237V236H166ZM133 238H135L134 236H133ZM133 238H131V240H136V239H133ZM149 238H146V239H149ZM157 238V237H156ZM168 238V237H167ZM105 239V238H104ZM116 239V238H115ZM120 239V238H119ZM124 239V238H123ZM145 239V238H144ZM143 239V240H144ZM113 241H115L114 239H112ZM121 240V239H120ZM138 240H139V238H138ZM142 240V241H143ZM108 241V240H107ZM106 241V242H107ZM110 241H111V239H110ZM113 241H111V242H109V243H106V244H104L105 245V247L106 246H108V245H111V244H113ZM118 241V240H117ZM116 241V242H117ZM127 241V240H126ZM133 241V242H134ZM141 241V240H140ZM141 241V242H142ZM146 241V240H145ZM150 241V240H149ZM130 242V241H129ZM129 242H128V244H129ZM144 242V241H143ZM99 243V242H98ZM122 243H124V242H122ZM126 243V242H125ZM135 243V242H134ZM133 243V244H134ZM138 243V242H137ZM136 243V244H137ZM140 243V242H139ZM116 244V243H115ZM132 244V245H133ZM102 245V244H101ZM103 245V246H104ZM119 245V244H118ZM124 246V245H123ZM139 246V245H138ZM110 247V246H109ZM122 247V246H121ZM134 247V246H133ZM136 247V246H135ZM140 247H142V245L140 246ZM101 248V247H100ZM124 248V247H123ZM150 249V248H149ZM148 249V250H149ZM108 250V249H107ZM117 250V249H116ZM139 250V249H138ZM104 251H106V250H104ZM98 252V251H97ZM148 252V251H147ZM115 253H117V251L115 252ZM118 253H120V252H118ZM88 256V255H87ZM90 257V256H89ZM98 257V256H97ZM111 257V256H110Z\"/></svg>",
  "mask_w": 264,
  "mask_h": 264
}]
</instances>
